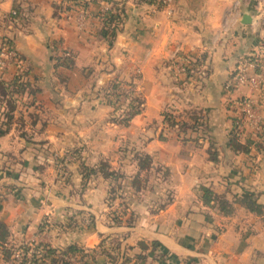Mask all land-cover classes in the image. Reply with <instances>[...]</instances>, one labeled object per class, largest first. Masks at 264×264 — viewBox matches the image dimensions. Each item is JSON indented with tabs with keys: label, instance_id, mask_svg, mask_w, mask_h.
Segmentation results:
<instances>
[{
	"label": "crops",
	"instance_id": "1",
	"mask_svg": "<svg viewBox=\"0 0 264 264\" xmlns=\"http://www.w3.org/2000/svg\"><path fill=\"white\" fill-rule=\"evenodd\" d=\"M61 1L0 0V41H13L26 79L36 89L21 96L13 121L0 135L4 245L62 249L76 244L89 251L84 258L69 259L70 264H264V213L250 212L237 201L249 191L264 207V130L255 140L251 125L243 124L238 137L251 142L247 153L228 143L243 99L253 101V112L264 123V87H227L238 61L264 40V26L251 23L252 3L200 0L190 7L188 0L183 13L186 3L176 0L169 14L138 0H77L86 3V15L80 16L74 9L55 13V5L65 7ZM115 3L129 11L108 40L100 34L99 15ZM13 8L19 12L15 19L9 15ZM244 14L251 17L248 24L241 22ZM65 50L72 53V63L56 66ZM181 64L188 74L178 70ZM15 72L10 64L0 79L9 81ZM133 72L143 104L131 125L121 128L111 123L106 97L88 92L111 75L128 79ZM170 106L180 118L189 121L193 112L200 119L185 132L176 126L164 129L165 139L145 145L146 153H155L153 164L168 169L171 200L150 211L137 202L139 194L128 193L132 223H126L129 213L113 223L111 207L104 203L108 180L91 176L83 186L80 166L95 167L100 160L111 166V136L162 121ZM210 149L217 160L209 159ZM68 151L74 154L65 157ZM201 187L232 202V212L205 205ZM105 237L120 242L117 250L104 245L118 252L115 262L99 250Z\"/></svg>",
	"mask_w": 264,
	"mask_h": 264
},
{
	"label": "trees",
	"instance_id": "2",
	"mask_svg": "<svg viewBox=\"0 0 264 264\" xmlns=\"http://www.w3.org/2000/svg\"><path fill=\"white\" fill-rule=\"evenodd\" d=\"M146 3H150L148 0H143ZM72 2L74 4H72ZM176 2V0H174ZM64 4L65 7L55 5V13L56 10H62L64 9L66 12L70 11L73 7V5L78 6H86V3H83L81 1L77 0H62L61 4ZM115 7V12H107V13H100L99 18L102 21V28L99 30L100 34L104 37H106L108 40L113 37V35L116 33V30L118 29V26L122 23V10L118 7V5H113ZM160 8V7H159ZM13 10L16 11L17 17H18V10L16 8H13ZM5 39V37L3 38ZM7 41L10 42L8 38H6ZM17 55L19 60L16 63V72L14 76L9 81H3L0 79V108H1V118L0 121V135L5 134L8 129V125L13 121L14 118V112L16 110L18 102L21 100V96L27 95L28 97L30 95H33L36 89H34L29 81L26 79L27 75V68L25 67L24 60L20 53L17 51ZM72 63V57H65L63 58H57L56 59V66H63L68 67ZM188 66L185 65V72L188 74ZM115 83H118V80L116 79L115 82L112 84L109 82L108 84V90L109 87L113 92L117 93V86ZM128 85V84H127ZM129 85H132V83H129ZM107 102L111 105V99L110 95H106ZM143 104V98L141 95H135L133 94L127 104V108L123 111H121V114L118 116L112 117V122H115L117 124L121 125H128L129 121L132 120V118L140 113L141 105ZM117 110V109H116ZM163 115V124L168 128L177 127L181 131H186L189 128H194L198 125H200V119L199 117L191 112L189 114V121H187L184 118H180L176 116L169 107H165V112L162 113ZM196 115V117H195ZM0 118V119H1ZM19 119V120H18ZM18 124L22 125L23 120L18 118ZM4 126V128H2ZM234 125L233 131L230 134V137L228 139V143L230 147L234 151L238 152H244L247 153L249 151V147L251 142L249 140H245L244 143H241L239 140L238 135V129ZM26 138V136L24 137ZM208 157L210 160L215 161L217 160V152L212 151L211 149L208 151ZM136 157V156H135ZM137 161V173L132 177L131 185L134 187L135 191H140L142 189H145L147 186V177L141 175V172H148L153 167V161L151 156L148 153H144L143 157H136ZM159 169H163L166 176L168 177L169 172L167 168H163L161 166L158 167ZM80 172L82 174V181L84 186V181L91 176H100L103 179L106 180H113L114 185H110L109 183V191L108 193L111 194V200L114 199L115 194V181H117L121 177V173L114 170L106 161H99L97 166L90 167L86 166L84 164H81L80 166ZM159 172V171H158ZM119 182V181H118ZM84 188V187H83ZM117 188H120V186H117ZM114 197V198H113ZM201 199L202 202L205 205H211L217 206V209L219 212L224 214H230L232 212V202L227 200L224 196L214 193L212 190H210L207 187H201ZM171 199H169L170 202ZM237 201L244 206L247 210L250 212H253L255 214H263L264 213V207L257 202L256 194L253 192L247 191L241 198L237 199ZM163 205L162 207H164ZM129 207L126 203H123L122 201L118 203L117 207L112 208V210L109 212L111 216V221L113 223H120L122 221L123 216H125L127 213H129V217H127L126 223L130 225L132 223V212H129ZM5 234H6V228L3 223L0 222V252L2 254L3 262L5 263H13V264H44L46 261H48L50 264H70L71 262L69 259L71 257H80L84 258L88 256V250L79 247L76 244H70L62 249L53 248L48 244H42L37 243L34 244L33 247L31 245L27 244H21L19 246H10L6 247L4 245L5 243ZM110 244V248L112 249H118L120 247V242L117 239H110V238H102L99 243V250L106 255L112 262L116 261V257L118 256V252L115 254L111 253L110 251H106L104 245L105 243ZM140 248H145V244L143 242L139 243ZM152 247L156 245V242L151 243ZM15 250H20V257L17 260H14L12 258V254ZM31 250V252H30ZM138 259H142L145 257V255L142 254H136L135 256ZM137 259V260H138ZM129 257H126V255H123V262H128ZM84 264H93L88 263L84 261Z\"/></svg>",
	"mask_w": 264,
	"mask_h": 264
},
{
	"label": "rangeland",
	"instance_id": "3",
	"mask_svg": "<svg viewBox=\"0 0 264 264\" xmlns=\"http://www.w3.org/2000/svg\"><path fill=\"white\" fill-rule=\"evenodd\" d=\"M138 1H142L145 3V1H143V0H138ZM183 1L186 4H182L184 6L183 7L181 6V9H182V12L185 13V12H187V8H188L187 5H189V4H187L188 0H183ZM199 2H200V0H192V4L190 5V7L191 6H197L199 4ZM193 4H195V5H193ZM78 7L79 8H72V10L74 9V11H79L80 16L86 15L85 7H83V6H81V7L78 6ZM118 7L123 11L122 12V21H121V22H123V19L126 17L127 12L129 10L124 6V4H122V5L120 4V5H118ZM107 12L114 13L115 7L111 6V5L104 6L103 9L100 11V13H107ZM111 39H112V37H111ZM11 42L13 43V41H11ZM262 43H264V40L261 41L259 46ZM0 44H1V41H0ZM65 52H69V55H70L69 57H72V53L70 51L65 50ZM58 58L64 59L65 57H63V55H61ZM233 74H234V71L232 72V76H233ZM135 76H137V74L133 72V73H131V75H129L128 79H125L124 76H121L120 74H114V75H111L109 80H107L105 83L101 84L98 88L95 89L94 88L95 85H93L90 88V92H88V94H95L96 93V94H100L104 97H107L106 95H110L109 99H111V123L117 124L115 122H112V120H113L112 117H114V115L115 116L120 115L121 111H123L127 108L128 101L133 94L141 95V92L137 86L138 83L136 82V80L134 78ZM116 79L118 80V83H115L116 85H118L117 86L118 87L117 93L113 92L112 87H111V89L109 87V90H108L109 82H111L113 84ZM129 83H132V85H129ZM261 87H264V85ZM169 109L172 111H179L177 108L175 109V108H172L171 106L169 107ZM0 112H1V108H0ZM163 112H165V109L163 110ZM183 112H185V111H183ZM180 114H182V113H180ZM238 114H239V112H238ZM175 115L177 116L178 114L176 113ZM254 115L256 116L255 113H254ZM181 116L182 115H178V117H181ZM0 118H1V115H0ZM256 120H259V122L261 123V124H258L257 129L253 128L251 121H246V123L248 125H251V127L249 126V131H251V130L253 131V133H251V138H253L255 140H256V138H258L261 135V133L264 130V123L260 120V118L258 116H256ZM130 123H131V120L129 121L128 125H121V124H119V125L117 124V125L119 127L123 128V127H129L131 125ZM163 123H164L163 120L162 121L152 120V121L148 122L147 124L144 123L139 127H136V128L134 127L135 129L132 128L133 130L131 132H130V130H126V132H123L122 134H120L118 132L114 136H111V140H112L111 155H113V158L111 157V167L114 168V170L116 169V171L121 173V177L117 181H115V194H113L115 198L113 197L114 199L111 200V198H109V197H111V194L107 193V198H106V201L104 202V203H106L107 206L111 207V210H112V208L117 207L118 203L121 201L123 203H126L130 209V199H129L128 193L139 194L137 199H136L137 202L139 204L144 205V206L149 205L148 208L150 209V211H153L155 209L158 210L163 205L168 204L169 199H171L172 189H171V187H169V177H167L164 170L159 169L158 168L159 166H157V165L153 164L152 169L148 172L147 171L141 172V175H143L145 177L149 176V177H147V186L145 189H142L140 191H135L134 187L131 185L132 177L138 171L136 157L137 158L143 157L144 153H146L145 145L147 144V142H149L150 140H153L155 138H157V139H165L166 138L164 133L167 134V132L164 129L167 130L168 127H166ZM241 126H243V129H244L243 123H241V125H239L238 128H237V126H235L238 129V133H240L239 135H242L241 133H244V130L242 132ZM112 133H114V132H112ZM64 153H66V152H64ZM73 154L74 153H71L70 151H68L65 154V157H66V155L72 156ZM150 156H151L152 161H153L155 158V153L150 154ZM107 182L108 183L106 184V187H107V192H108L109 191L108 189L110 188L109 186L110 185L113 186L114 181L108 180ZM109 183H110V185H109ZM117 186H120V188H117ZM140 199L142 201H139ZM136 200L135 199L132 200L131 203H134Z\"/></svg>",
	"mask_w": 264,
	"mask_h": 264
},
{
	"label": "built area",
	"instance_id": "4",
	"mask_svg": "<svg viewBox=\"0 0 264 264\" xmlns=\"http://www.w3.org/2000/svg\"><path fill=\"white\" fill-rule=\"evenodd\" d=\"M157 8H164L170 14L174 8V0H148ZM252 3L255 10V14L252 15V25L264 26V0H248ZM79 8V7H78ZM13 19L17 18L15 10L11 9L9 14ZM9 39V38H8ZM10 40V39H9ZM17 49L13 43L3 39L0 44V73L7 68L8 65L13 64L16 66L19 60L17 55ZM69 52L63 53V57H68ZM180 72H185V65L178 66ZM241 85L251 86L254 88H260L264 85V43H262L255 52L243 57L237 63V67L234 70V74L227 82V87H238ZM239 120V121H238ZM246 121H251L253 128L257 129L258 124H261L259 120H256V116L253 112V101L251 99H243L240 107V116L235 122L237 128L241 123L245 124ZM243 126H241V129ZM31 252V250H30ZM21 253L20 250H15L12 254L14 260L19 259ZM2 254L0 252V264H3ZM13 264V263H9Z\"/></svg>",
	"mask_w": 264,
	"mask_h": 264
},
{
	"label": "water",
	"instance_id": "5",
	"mask_svg": "<svg viewBox=\"0 0 264 264\" xmlns=\"http://www.w3.org/2000/svg\"><path fill=\"white\" fill-rule=\"evenodd\" d=\"M250 15H248V14H244L243 15V17H242V20H241V22L243 23V24H248L249 22H250Z\"/></svg>",
	"mask_w": 264,
	"mask_h": 264
}]
</instances>
